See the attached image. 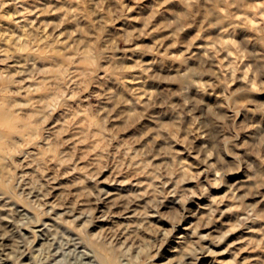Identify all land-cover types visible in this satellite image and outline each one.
Segmentation results:
<instances>
[{
  "label": "clouds",
  "instance_id": "obj_1",
  "mask_svg": "<svg viewBox=\"0 0 264 264\" xmlns=\"http://www.w3.org/2000/svg\"><path fill=\"white\" fill-rule=\"evenodd\" d=\"M135 2L163 23L110 28L125 0H0V264H171L169 236L197 264L228 235L199 230L225 201L243 213L236 226L264 222V0ZM52 11L64 40L34 22ZM164 29L172 46L122 47ZM113 109L120 126H106ZM132 125L135 140L118 138ZM65 132L102 147L81 166ZM252 231L245 264H264V223Z\"/></svg>",
  "mask_w": 264,
  "mask_h": 264
},
{
  "label": "rangeland",
  "instance_id": "obj_2",
  "mask_svg": "<svg viewBox=\"0 0 264 264\" xmlns=\"http://www.w3.org/2000/svg\"><path fill=\"white\" fill-rule=\"evenodd\" d=\"M144 3H149V0H143ZM125 3L129 4L128 7V17L122 18L120 20H117L115 25H109L110 28H117L119 31H122L125 27L124 25V19H128L129 24L133 25L137 28H154L155 25L163 23V21L160 19V16L157 15L155 18L151 19L150 22H147L148 17L147 13H144L145 20L140 19V13L137 12V8L139 7L138 4H136L135 0H131L129 3V0H125ZM165 7H170V5H165ZM33 17H35V13L32 14ZM47 18L48 23L45 26V31L51 33L52 32V25L57 24V32L59 33L58 39L64 40L65 33L61 31L62 28H67L68 25L64 24L61 21V13L57 11H52L48 13H44L41 16L40 21L34 20L35 23H41L43 20ZM130 18V19H129ZM168 29H164L163 32H157L155 30L152 31L150 35H143L141 34L140 37L133 42V44H129L127 41L122 42V47L130 49L133 45L136 48L141 47V45L147 44L151 46L156 42V40L160 39L161 37H167ZM75 35V33H73ZM119 34V32L117 33ZM71 39V37H69ZM164 43L166 45L172 46V40L171 37H167L164 39ZM180 47L179 45H175L172 47V50L175 52L176 48ZM163 51V49H161ZM148 55H151L149 53ZM129 56L134 59L138 60L140 57L138 55H134L131 51H129ZM130 67H133V64L129 65ZM30 82V81H29ZM40 89L38 88L36 91V95H40ZM142 99L147 100V96H143ZM50 104H52L55 107V104L57 103V98L53 97L50 101ZM118 109H113L111 111L110 119L106 117V126L108 125H116L120 126L122 124L121 118L118 115ZM84 115L83 119H80L79 127L86 128L89 132H91L95 125H96V118L92 117L88 114H81ZM79 119V117H77ZM137 125H132L131 127H120L118 138L123 137L124 141L126 143H131L133 140H135L136 136L138 135L135 132V128ZM95 136H98V133L95 134ZM72 139L76 140V149L80 150L83 154L79 156L80 165L84 166L86 160L89 159V154H94L96 151H98L102 145L100 141L97 139L96 143L92 146L91 149H89L87 146L89 145L90 141L89 139L85 138L81 140L79 137L71 138L69 137V134L65 132V140L66 144L68 142H71ZM147 139V137H145ZM143 141H137V143L134 145V147H139L140 144H142ZM66 147V145H65ZM60 150V146H53V148H50L49 155H55ZM131 152V149L129 150ZM55 158H53L52 163L54 164ZM74 174V170L72 173H68L63 177V179H67L68 175ZM111 174L109 169L103 170V172L99 173L96 178L100 179L102 184H109L108 176ZM117 179H122L121 176H118ZM114 185V182H112ZM121 187H126V185L121 184ZM136 187H142V185H137ZM227 193L225 192H218L216 196L213 197L215 199L217 196L223 197ZM199 199V197H196ZM251 200V198H249ZM229 202L225 201L223 204H221L222 208H225L224 212H217L216 215L218 219L215 221V223L208 225L205 228H200L199 230L201 233L206 234L208 231L212 230L213 235H219L224 231H228L227 237L223 240V242L219 245H211L209 244L212 251L207 252L206 254H202L199 256V259L197 260V264H208V262H212V264H233V260L235 259L236 264H245V261L252 255H254V252H250L248 250L246 241L249 237L258 235L257 233L253 232L252 229L255 227L260 226L261 223L264 222H248V226L244 227H238L236 226V220L238 219V215H243V213L240 210L235 211H229L228 210ZM264 206V205H262ZM20 207H23V205H20ZM203 215V213H201ZM171 222L169 221V224ZM192 224H197V219H193L191 221ZM160 227H164L165 225H159ZM217 226L219 228L217 229ZM188 231L189 233L195 231V229H192L190 225H186L180 233V238L183 236V232ZM175 235V234H173ZM205 243H209L208 241H204ZM168 243H171L174 245L171 249H168V251L171 253V255L167 256V261H171V264H183V261L180 259L179 256V249L181 247L179 243V238L177 240H173L172 236L168 237ZM168 247L167 244L162 245V250L166 249Z\"/></svg>",
  "mask_w": 264,
  "mask_h": 264
}]
</instances>
